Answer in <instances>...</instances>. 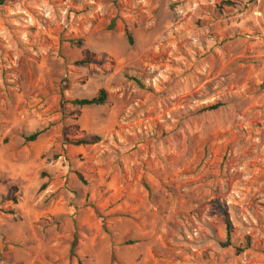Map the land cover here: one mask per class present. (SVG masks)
<instances>
[{"label":"rangeland","instance_id":"374dc122","mask_svg":"<svg viewBox=\"0 0 264 264\" xmlns=\"http://www.w3.org/2000/svg\"><path fill=\"white\" fill-rule=\"evenodd\" d=\"M0 264H264V0L1 6Z\"/></svg>","mask_w":264,"mask_h":264},{"label":"trees","instance_id":"16d2710c","mask_svg":"<svg viewBox=\"0 0 264 264\" xmlns=\"http://www.w3.org/2000/svg\"><path fill=\"white\" fill-rule=\"evenodd\" d=\"M11 0H0V7L5 5L6 3H8ZM225 5H229L228 3H225ZM109 29H112V25L109 26ZM125 37H126V41L129 45L132 44V37L128 32H125ZM69 43L75 47H80L81 46V41L77 40V41H69ZM92 58L93 55L88 52V51H84L83 57L82 59L76 61L74 63L75 66H79V67H86L88 65H90L92 63ZM106 100V93L103 90H100L98 92V94L90 99H75L72 101L67 102L68 104H70L73 107L76 108H84V107H89V106H102L104 105ZM220 106V104H216L214 106L205 108V111H210V110H214L216 108H218ZM41 134V132H34L31 135L27 136L24 138V142L25 143H32L34 142L38 136ZM97 138H93L90 141H78V142H73V145H90L93 144L94 141H96ZM81 179V177H79ZM44 185H42L39 189V191L43 190ZM224 247H228L231 246L230 240H229V236L227 237V240L225 241V243L223 244ZM75 248V240L73 241L72 245H71V254H73V250ZM236 253H241L243 251L242 247H237L236 249Z\"/></svg>","mask_w":264,"mask_h":264}]
</instances>
